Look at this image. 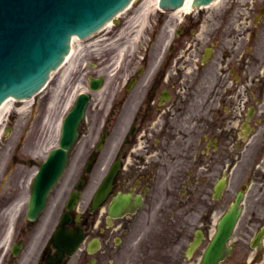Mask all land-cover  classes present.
<instances>
[{"label":"flooded vegetation","instance_id":"af4514ba","mask_svg":"<svg viewBox=\"0 0 264 264\" xmlns=\"http://www.w3.org/2000/svg\"><path fill=\"white\" fill-rule=\"evenodd\" d=\"M145 22L146 38L96 65L104 84L72 149L80 174L87 160L94 177L119 165L111 190L93 209L90 178L69 209L78 190L54 187L29 218L31 187H0V264H201L234 204L218 264H264V0L160 9ZM64 211L72 235L59 250Z\"/></svg>","mask_w":264,"mask_h":264},{"label":"water","instance_id":"95a60500","mask_svg":"<svg viewBox=\"0 0 264 264\" xmlns=\"http://www.w3.org/2000/svg\"><path fill=\"white\" fill-rule=\"evenodd\" d=\"M210 1L193 0V3ZM129 2L130 0H0V104L9 96L22 100L33 96L46 83L51 71L56 70L64 60L74 34L85 39L98 34L104 24L109 25L108 20ZM183 2L184 0H160L163 7H179ZM89 34L91 35L88 36ZM72 49L73 44L67 56ZM87 100L88 95L81 93L67 113L62 124L60 146L51 150L34 179V194L30 202L32 210L43 206L48 190L62 174L68 159V149L78 134L77 126ZM111 179L112 174L107 175L103 185L108 186ZM41 190L43 193L37 202V193ZM229 225L231 227L232 222ZM224 232L227 233V230ZM218 236L206 253L204 264H214L221 256L222 247L218 245L220 242L223 245L226 236Z\"/></svg>","mask_w":264,"mask_h":264},{"label":"rangeland","instance_id":"374dc122","mask_svg":"<svg viewBox=\"0 0 264 264\" xmlns=\"http://www.w3.org/2000/svg\"><path fill=\"white\" fill-rule=\"evenodd\" d=\"M153 6L154 4L151 7ZM121 19L122 24L118 27L119 30L122 28V31L119 32L121 35L117 40L115 37L111 38L115 39V42L110 45L107 51L95 52L92 49L94 46H88L87 44L90 42L86 41L83 42L82 48L73 54L72 58L74 61L69 60L67 66L65 65V68H70L65 83L59 88L60 90L55 99L54 106H47V104L55 98V93L58 90L56 89L59 83L58 73L48 86L27 105L24 106L20 102H15L13 110L0 118V142H3L2 144L0 143V157H4L5 151H8L4 159L3 171L0 172V179L6 175L4 167L7 165L8 168L9 159L13 156L15 157L16 152H18L24 161L23 164H15L16 162L12 164L11 169H13V172H11L10 180L7 183L2 182L4 187L8 183L7 187H29L30 179L36 170V166L26 163V161L27 159H34L39 163L46 156L47 152L57 145L60 135V132H58L59 124L65 115L71 97L83 88L87 75L95 71L90 66V63H99L102 59L101 56H105L112 49L118 47L117 43L120 39H127L130 43L138 39L140 35L143 37L145 31H142L141 24L133 27L125 24L127 16H123ZM114 31L115 28L113 29ZM82 142L79 144V150L81 145L83 146ZM78 152L73 155L71 165L58 187H72L76 181L83 157L81 154H77Z\"/></svg>","mask_w":264,"mask_h":264},{"label":"bare ground","instance_id":"6f19581e","mask_svg":"<svg viewBox=\"0 0 264 264\" xmlns=\"http://www.w3.org/2000/svg\"><path fill=\"white\" fill-rule=\"evenodd\" d=\"M191 1L192 0H187L186 3L184 4V6L181 7V9H184V10L191 9L192 8ZM218 1H220V0H218ZM152 3H156L157 5L155 7L157 9H159L158 0H134V2L132 4H130L128 6V8H126L123 12H120V13L116 14L115 16L116 17H121L124 13H126L127 11H129V9L131 7H136L133 15L130 16V17H128L127 18V21H126L127 25H131L133 27H136L140 23H143L144 22V19L147 16H149L154 11L153 10V7H151ZM134 5H136V6H134ZM131 11L132 10H130V12ZM112 25H113V20H110L109 25H104L103 28L101 29V31L98 34H93L92 37H90L89 39L79 38L78 36H74L73 41H72V44H73L72 52L70 53L69 56H67V58L65 60V63L64 64H61L59 66V69H56L51 74V78H50L49 83L51 82V80L54 78V76L57 73L59 74V77H58V82L59 83H58V87L56 88L58 90L55 93V98L52 100V103H51L52 106H54V104H55V99L57 98L58 93H59V90H60L59 88L62 87L63 84L66 81V78H67V75H68V70H69L70 67L69 68L68 67L65 68V65L67 66V63H68L69 60L70 61H74L73 58H72L73 57V54L76 53V51H79L82 48L83 42L90 41L91 43H94L95 44V43H97V42H99L101 40H109V38H106V37L102 38V37L105 36L110 31ZM75 43H77L76 44L77 45V48H76ZM47 85H46V87H47ZM43 90H41V91H43ZM32 99L33 98H31L30 100H29V98H27L25 100H22V99L21 100H18L17 99L18 101H16V99H14L13 97H8L7 100L4 101L3 104L0 106V118L4 114H8L9 112H11L13 110L14 105H15V102H22V104H24V106H25ZM71 101H72V99H71ZM59 130H60V126H59Z\"/></svg>","mask_w":264,"mask_h":264}]
</instances>
